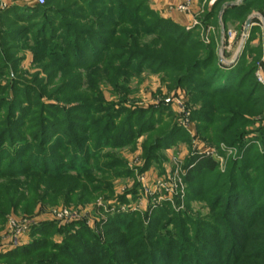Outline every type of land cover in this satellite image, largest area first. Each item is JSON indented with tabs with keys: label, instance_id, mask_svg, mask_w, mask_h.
Returning <instances> with one entry per match:
<instances>
[{
	"label": "rangeland",
	"instance_id": "rangeland-1",
	"mask_svg": "<svg viewBox=\"0 0 264 264\" xmlns=\"http://www.w3.org/2000/svg\"><path fill=\"white\" fill-rule=\"evenodd\" d=\"M179 1L0 9V264H257L264 0Z\"/></svg>",
	"mask_w": 264,
	"mask_h": 264
},
{
	"label": "trees",
	"instance_id": "trees-1",
	"mask_svg": "<svg viewBox=\"0 0 264 264\" xmlns=\"http://www.w3.org/2000/svg\"><path fill=\"white\" fill-rule=\"evenodd\" d=\"M48 6L47 4V0H46V3L44 5H36V6H33L32 9H29L27 8H21V7H18V6H13L12 9L13 10H17L19 11L18 9L22 10L21 12L23 13H28L24 11V9H27V10H35V11H38V10H42V9H46ZM184 46H187L186 44L185 45H182V47L184 48ZM189 48V47H188ZM218 72V71H216ZM218 73H215V77L217 76ZM235 74V73H234ZM234 75L230 74L228 75V81L224 87V89H226L227 91L225 92H229L230 90H233V86L235 85L236 83V80L239 78L238 77H235ZM260 85V84H259ZM260 88L261 89H264V87L262 85H260ZM231 94V93H230ZM249 100H247L245 102V105L247 106ZM174 134V131L171 133H167L166 135H164L162 138L160 137V139L158 140H166L168 138H170L172 135ZM188 166L190 167V171L191 172H195V173H201L205 170L207 171H214L217 167V163L211 159V158H207V157H204V156H201V155H195L193 154L190 159L188 160ZM259 236V235H258ZM264 237H260L258 239H256V243H253V245L255 246V248L257 249V255H254V262H256L257 264H264V250L261 249V247L259 246V244L261 242H264ZM258 244V245H257ZM243 261L244 259L241 257L240 261L238 264H243Z\"/></svg>",
	"mask_w": 264,
	"mask_h": 264
},
{
	"label": "built area",
	"instance_id": "built-area-1",
	"mask_svg": "<svg viewBox=\"0 0 264 264\" xmlns=\"http://www.w3.org/2000/svg\"><path fill=\"white\" fill-rule=\"evenodd\" d=\"M46 0H0V9H4L14 5H26L29 7L36 6V5H44ZM193 5V0H180L177 5L176 9L181 13H186L190 10ZM230 33V38H232L233 34ZM264 84V81H262Z\"/></svg>",
	"mask_w": 264,
	"mask_h": 264
},
{
	"label": "water",
	"instance_id": "water-1",
	"mask_svg": "<svg viewBox=\"0 0 264 264\" xmlns=\"http://www.w3.org/2000/svg\"><path fill=\"white\" fill-rule=\"evenodd\" d=\"M249 24H250V20L247 21L246 29L248 28Z\"/></svg>",
	"mask_w": 264,
	"mask_h": 264
},
{
	"label": "crops",
	"instance_id": "crops-1",
	"mask_svg": "<svg viewBox=\"0 0 264 264\" xmlns=\"http://www.w3.org/2000/svg\"><path fill=\"white\" fill-rule=\"evenodd\" d=\"M178 17H179V18H182V16H180V15H179Z\"/></svg>",
	"mask_w": 264,
	"mask_h": 264
}]
</instances>
